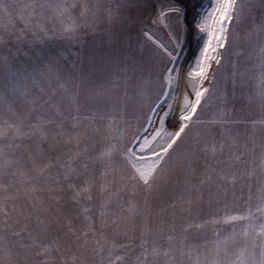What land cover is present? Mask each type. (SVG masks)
<instances>
[{"label": "snow or ice", "instance_id": "6c2138e0", "mask_svg": "<svg viewBox=\"0 0 264 264\" xmlns=\"http://www.w3.org/2000/svg\"><path fill=\"white\" fill-rule=\"evenodd\" d=\"M46 20L51 29L39 23ZM100 26L122 90L139 104L135 128L89 151L94 137L82 135L73 105L95 100L77 62L81 32L95 36ZM252 33L264 35V0H209L207 9L203 0H0V67L45 58L37 102L45 110L35 123L14 108L0 117V264H131L133 248L139 264H184L193 255L200 264H264V115L249 117L241 137L228 114L245 84L250 106L264 113V43L254 50L245 39ZM57 35L69 46L63 51L49 43ZM193 44L195 60L185 54ZM213 100L217 118L173 163ZM237 188L248 190L242 212L228 203ZM66 194L75 215L60 207ZM227 225L231 233L216 230Z\"/></svg>", "mask_w": 264, "mask_h": 264}, {"label": "rangeland", "instance_id": "374dc122", "mask_svg": "<svg viewBox=\"0 0 264 264\" xmlns=\"http://www.w3.org/2000/svg\"><path fill=\"white\" fill-rule=\"evenodd\" d=\"M72 2V0H70ZM204 8L207 9L209 0H203ZM43 23L45 27L51 29L53 27V21H39ZM19 28H23L24 25L20 24ZM97 34L93 36L91 33L87 35L81 32L79 37L81 41L80 56L77 62V72L86 73L90 80V87H93L96 92L95 100L86 106H81L77 108L73 105V115L78 119L79 124L82 125L81 132L82 135L87 137H94V142L87 145L89 151L94 148H98L106 139L108 135H115L118 132H123L127 125L131 123L135 128L136 116L138 112L135 111L134 106L139 104V100H134L133 96L127 91V89L122 90V84H126V81H122L121 77L123 75L122 70L117 67L118 58L114 55L113 50L102 45L100 43V37L106 34V29L104 26H100L96 30ZM51 35V33H49ZM31 39L29 35L27 37ZM246 40L250 39L253 45V49L256 50V45L259 43H264V35L259 33H252L250 37H245ZM49 43L55 50L63 51L64 48L69 47L67 42L60 36H55L49 40ZM42 47V46H41ZM72 50L71 48L69 49ZM199 46L193 44L191 50L186 52V55H192L193 60L199 56ZM76 54L73 52V58ZM235 62V56L233 57ZM45 67V58L43 53H37L35 57L31 60L25 62L23 58L19 62L5 65L0 67V117L7 118L4 116L9 108H14L18 115L22 116L25 122L31 121L35 123L34 117H39L42 110H45L44 105L37 104L40 101L41 96L44 93V89L41 85V80L43 79L42 69ZM119 73V74H117ZM50 87V85H49ZM67 87V85H65ZM244 93L240 92L237 88L234 93L235 99L229 105L228 114L229 116H234L240 123L237 127L233 128L234 132H238L241 137L246 135L250 130L244 125L249 122V117H255L259 119L264 113L255 106L254 104L250 106L249 97L247 94V84L244 85ZM119 92V96L114 95ZM127 100V110L125 109V101ZM117 104L119 107H117ZM144 106H147V100H144ZM54 107V106H53ZM233 108L235 111L233 112ZM205 111L199 113V119L195 121V126L189 136L184 138V143L180 145L174 155L173 163H176L177 157L182 158V154L185 152L190 141L192 143L196 142L197 137L202 136L209 125L210 120H215L219 113L216 107V103L213 100L209 105L205 106ZM111 126V133L105 131V129ZM71 127V125H69ZM123 146V145H121ZM248 194V190L245 189L244 193H241L240 189L237 188L235 193V202L233 203L232 194H229V206L234 207L237 211H244L247 206L245 197ZM69 195H65V202L60 206L62 210L69 212L71 215L75 213L69 208L67 201L69 200ZM160 201L155 200L152 202L151 210L152 217L151 221L154 224L156 222L155 213L158 210L157 206ZM143 204L141 196V205ZM256 201L253 200V211H255ZM139 223V221H138ZM243 223V222H242ZM259 223V221H257ZM216 230L224 233H231V225L227 226H216ZM109 238L112 236V229L106 230ZM136 235H139L137 232ZM207 240L211 241L213 237V232L211 228L206 233ZM129 238H134L131 236ZM119 239H125L124 237H119ZM201 241V252L199 255L203 257V247L206 243L205 234L201 233L199 237ZM234 240L239 242L242 240L240 226L236 229V234ZM133 253L131 255V264H139L136 256L139 255V251L133 248ZM23 260V257H21ZM84 264H101L100 257L95 258H85ZM184 264H200L197 260L196 255H193L190 261H184ZM209 264H211V259H209Z\"/></svg>", "mask_w": 264, "mask_h": 264}]
</instances>
